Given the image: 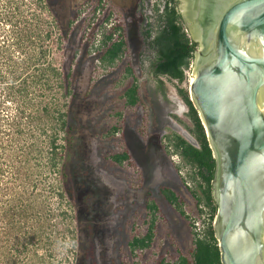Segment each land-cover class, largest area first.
I'll return each mask as SVG.
<instances>
[{
  "label": "trees",
  "instance_id": "obj_1",
  "mask_svg": "<svg viewBox=\"0 0 264 264\" xmlns=\"http://www.w3.org/2000/svg\"><path fill=\"white\" fill-rule=\"evenodd\" d=\"M165 1L162 10L158 4L151 7L152 14L147 23H143L142 30L146 45L144 57L155 80L156 92L163 97L168 92L162 76L182 84L198 46L182 16L181 0ZM73 26L72 20L67 29L59 24L52 0H0V264H53L46 260L51 253L41 255L34 249L44 236H49L47 224L51 216L44 209L48 203L41 189V167L58 174L55 185L61 204L59 213L63 221L68 222L72 217L69 208L75 198V184L67 150L72 153L74 142L69 100L76 96L73 90L76 71L73 63L64 69L55 51L64 50ZM124 34V41L108 45L103 52L106 66H113L128 56L126 28ZM127 72L133 80L121 97L126 107H135L143 104L144 99L130 61ZM178 92L188 107L187 115L192 122L188 130L197 144L176 131L163 138L173 144L186 164L198 169V176L192 175L196 181L194 187L186 186L183 180L182 183L197 209L201 204L211 208L213 221L217 213L212 186L215 158L189 89L179 87ZM119 128L114 125L107 136H115ZM139 135L144 137L143 127ZM167 147L163 143L168 155ZM106 158L120 166L125 162L137 166L128 148L112 152ZM157 188L156 192L188 221L193 239L187 253L176 247L175 260L167 263L163 258L159 264H223L213 222L202 237L198 236L186 210V195L168 184ZM154 194L155 190L146 194V206L152 219L144 235L133 236L129 241L132 252L152 245L156 214L160 211ZM68 232H72L69 224L65 235Z\"/></svg>",
  "mask_w": 264,
  "mask_h": 264
},
{
  "label": "rangeland",
  "instance_id": "obj_2",
  "mask_svg": "<svg viewBox=\"0 0 264 264\" xmlns=\"http://www.w3.org/2000/svg\"><path fill=\"white\" fill-rule=\"evenodd\" d=\"M86 1L52 0L64 29ZM110 3L124 21L128 56L113 66H106L104 62L97 66L89 55L88 45L84 44L80 25L73 26L64 50H54L64 69L73 63L76 96L69 100L74 142L72 153L67 150V158H70L68 166L74 179L75 198L69 208L72 217L68 222L63 221L59 213L61 204L55 185L58 174L46 167H41L40 173L41 189L48 203L44 205L45 213L51 216L47 224L48 238L44 236L34 249L41 255L51 253L46 260L53 264H159L163 258L168 263L175 260L176 247L187 253L193 244L192 237L186 235L190 227L188 221L156 192L161 184L179 189L188 199L186 210L197 214L195 201L186 191L169 154L163 150L167 139L150 128L154 104L164 102L159 93L161 98H154L156 84L144 57L146 45L142 30L146 11L139 14L131 0H110ZM128 61L135 69L144 99L143 104L135 107H126L121 97L133 80L127 72ZM185 73L187 78L182 84L162 76L167 85L168 102L173 104H169L168 112L176 115L166 133L176 131L183 137L185 132L190 133L188 127L192 126L188 107L178 92L179 87H190V74L187 70ZM114 125L120 128L115 136L108 137L107 132ZM142 127L145 129L143 138L139 135ZM123 148L130 150L137 166L126 162L120 166L106 158ZM148 189L155 190L160 207L156 214L155 237L150 247L132 252L129 241L133 236L144 235L151 223L152 215L146 206ZM67 224L72 232L65 235Z\"/></svg>",
  "mask_w": 264,
  "mask_h": 264
},
{
  "label": "water",
  "instance_id": "obj_3",
  "mask_svg": "<svg viewBox=\"0 0 264 264\" xmlns=\"http://www.w3.org/2000/svg\"><path fill=\"white\" fill-rule=\"evenodd\" d=\"M181 1L198 43L189 92L215 158L221 261L264 264V0Z\"/></svg>",
  "mask_w": 264,
  "mask_h": 264
},
{
  "label": "built area",
  "instance_id": "obj_4",
  "mask_svg": "<svg viewBox=\"0 0 264 264\" xmlns=\"http://www.w3.org/2000/svg\"><path fill=\"white\" fill-rule=\"evenodd\" d=\"M165 0H151V7L155 4L161 8L165 6ZM73 25H80L83 28L84 44L88 45V52L93 57L97 66L103 65L102 54L107 46L112 43H120L126 39L124 34L125 24L118 12L111 7L110 0H88L79 7L78 14L73 20ZM192 70V64L187 72ZM190 74V81L193 78L192 71ZM169 158L178 170V173L184 184L188 187L196 185L193 174H197L198 169L186 164L175 149L172 143L166 141ZM138 169V167H136ZM199 179V177H197ZM201 209V210H200ZM196 213L187 212L191 217L192 229L198 236L202 237L205 229L212 221L213 212L210 207L204 204L200 205ZM215 218V217H214Z\"/></svg>",
  "mask_w": 264,
  "mask_h": 264
},
{
  "label": "flooded vegetation",
  "instance_id": "obj_5",
  "mask_svg": "<svg viewBox=\"0 0 264 264\" xmlns=\"http://www.w3.org/2000/svg\"><path fill=\"white\" fill-rule=\"evenodd\" d=\"M150 5H151V0H142L140 7L138 9L139 14L142 13L143 11H146L144 23H147V21L149 20L148 16L150 14H152V10H151ZM180 9L182 12V1H181ZM182 16H183V12H182ZM183 18H184V16H183ZM184 21H186L185 18H184ZM168 101L169 100H168V93H167V96L163 97L164 103L161 104L162 105V109H161L162 111L158 110L159 104H154L155 110H152V113L150 116L151 117V124H150L151 131L158 133V135L161 137H163L165 134H167L166 129L171 127L170 125H172V118L174 116H176L175 114L168 112L169 108H171L169 104H171L173 106V104L169 103ZM176 105H177V103H176ZM176 105H174L175 111H176ZM171 111H173V110H171Z\"/></svg>",
  "mask_w": 264,
  "mask_h": 264
},
{
  "label": "crops",
  "instance_id": "obj_6",
  "mask_svg": "<svg viewBox=\"0 0 264 264\" xmlns=\"http://www.w3.org/2000/svg\"><path fill=\"white\" fill-rule=\"evenodd\" d=\"M131 2H132V4H133V7H135V8H137V9H139V7H140V4H141V2H142V0H131ZM125 7H127V6H125ZM128 7H130V6H128ZM154 98H155V100H159L160 98H161V96H159V94H157V92L155 91L154 92ZM158 107H159V111H162L161 109H162V105L161 104H159L158 105ZM157 110V111H158ZM152 113V112H151ZM151 115V114H150ZM132 154V153H131ZM150 189H148L147 190V192L149 191ZM131 191V190H130ZM132 191H134V190H132ZM147 192H146V194H147ZM179 215V214H178ZM190 235V237H192V234H191V231H190V227H189V229H187L186 230V235Z\"/></svg>",
  "mask_w": 264,
  "mask_h": 264
}]
</instances>
